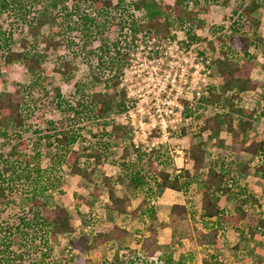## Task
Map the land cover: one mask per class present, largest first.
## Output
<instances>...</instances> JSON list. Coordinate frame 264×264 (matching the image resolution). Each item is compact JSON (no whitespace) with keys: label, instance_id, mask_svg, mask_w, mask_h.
I'll return each mask as SVG.
<instances>
[{"label":"rangeland","instance_id":"rangeland-1","mask_svg":"<svg viewBox=\"0 0 264 264\" xmlns=\"http://www.w3.org/2000/svg\"><path fill=\"white\" fill-rule=\"evenodd\" d=\"M22 1L23 6L11 7L6 10L0 9V26L12 38V49L16 51L24 49L35 51L34 49H36L40 53L46 52L47 56L41 57L40 60L44 70L36 69L34 72L26 74V67L20 60L9 64L5 62V51L0 46V91L10 92L15 88H20L26 95L27 102L33 106L32 114L22 129L18 130L11 123L8 127L0 126V165L19 138L27 139L30 142V147L26 152L32 156L40 152V157L34 160L33 165L44 170L43 179L49 184L51 183L49 179L54 181L50 174H53L54 167L58 166L55 163L54 155L56 148L45 140L38 144V138L43 133H53L54 129H74L79 132L80 137L78 143L72 147L78 148L79 143H83L90 145V151L93 152L99 151L98 149H101V146H105V144L109 145L104 161L101 164H96L93 168H88L93 173V180H99L105 175H119L124 148L130 152L136 147L132 141L131 129L120 138L115 137L112 133L113 125L117 123V117L120 114L118 108L114 105L105 118H98L95 113L84 110L81 105L77 106L78 115H74V112L68 107L69 104L76 107L78 101L87 103L92 91L100 89L103 85L108 71H105L101 81L96 80L94 76L95 74L102 75L101 70L98 69L99 56H104L105 59L115 58V45L122 47V50L127 53L128 60L122 75L120 74L121 84L117 90L123 89L127 93L131 92L130 96H127L126 102L141 109L151 104L148 101L153 99L154 91L157 90L154 88V84L158 81L157 78H148L155 71L153 67L166 68L167 72L174 74L177 70L180 71L181 64L191 72L193 69L191 61H184L185 58L190 59L191 53L204 57L203 63L209 65L212 70L208 79V87L210 86L220 93L224 82L214 62L221 56L222 41L237 31L251 37L256 34L262 38L261 41L257 40L256 46L250 45V53L256 57V61L259 63L253 76L259 77L263 84L255 92L240 93L239 98L235 99V103L254 110L251 114L243 115L245 118L252 119L254 123L247 140L264 141V115L260 114L261 111H264V66H262L264 63V0H227V2L199 0L198 5L191 6L195 9L200 8L198 26L190 23H186L183 27L176 25V16L171 11L169 28L174 37L169 36L172 38H170V42H166L167 39L163 40L164 37H147L143 32H134L126 23L129 13L134 15L136 21L147 22L155 15H160L163 6H173L177 0H124L125 2L120 7L122 10H111V19L108 24L106 23L107 27H105L104 33L102 32L103 37L98 41L92 39L88 46H84L82 33L72 28L73 21L71 20L77 19L78 14L83 12L94 15L93 7L88 0ZM182 7L184 11L190 9ZM245 10L250 11L253 19L248 16ZM66 13L74 14V16L69 17ZM254 19H258V25L254 23ZM235 26H243V28L236 31ZM46 33L55 39H60L62 44L47 49L46 44L41 42L42 36ZM22 39L28 42L26 47L22 46ZM70 41L73 43L71 44ZM103 41L107 45L106 50L100 48ZM242 58V54L235 57L236 61ZM62 60L71 63L70 70L65 74L55 70L60 66ZM182 84V80H177V85ZM80 85H84L85 88ZM56 87L61 94L59 97ZM138 89L142 90L135 92ZM225 94L230 95L231 92ZM222 99L221 97L220 100ZM119 100L120 98L117 101ZM199 105L201 103H197L196 109L193 111L192 123L186 129L187 134L184 135L182 129L181 131H172L170 134L167 146L163 148L164 151L160 156V166L174 167L176 170L190 167L191 161L187 158L186 153L192 141L206 143V166L215 157L213 146L215 138L211 139L206 133L199 132V128L205 117L217 109ZM236 117L240 116L236 115ZM227 146L228 140L224 147L228 157L231 158V150ZM245 163L251 167L249 171L242 169ZM259 165H264V154L247 153L234 160L232 172L237 183L240 186L248 187L249 191L255 195L252 203H246L247 208L264 211V170L259 169ZM249 173L251 177H248ZM65 180L66 183L60 188L62 191H59V187L54 184L55 191L46 193L43 199L50 206L65 205L73 214L74 222L80 226L84 213L77 212L73 194L77 178L66 175ZM93 187L92 183L89 184L86 191L84 186L80 187V193H85L88 196V208L91 209L93 215L92 221L98 220L96 222H99L98 225L101 228L112 223H120L126 225L128 233L119 240L100 244L84 252L82 256L92 259L89 264L110 262L114 256L127 258L130 264H152L155 258H146L139 249L151 220L145 215L131 218L130 213L124 218L119 217L106 208L108 202L106 191L104 190L100 196H94L92 195ZM197 188V182H194L187 191L170 193L166 189L153 187L152 182L151 188L143 194L157 205L158 218L155 225L159 230L161 243L171 241V228L169 226L162 227L160 223L170 220L172 203L181 200L189 207L192 231L183 240V245L177 248L174 254L175 264H203L202 261L205 257L208 260H213L215 254L221 264H264V233L260 229H255L253 234L251 230L254 228L249 227L242 230L239 226L237 230L231 223L201 220L199 216L200 193ZM9 197L10 205L0 213V264H33L43 254L39 249L48 253L45 258L46 264H75L74 257L77 250L70 251L64 235H58L57 242L40 243L39 233L41 234V230L34 225L32 196L25 193L18 184V189L9 192ZM232 199L231 197L221 199V206L226 212L235 211L236 203L241 202L242 197L238 196L236 200ZM139 201V197L134 199L132 208L136 207ZM99 213L101 216L98 215ZM21 217L29 220L30 224L26 226ZM207 225H217L220 228L219 241L215 247H200L195 242L194 235L197 230L203 231ZM36 230L39 232H35ZM38 264H42L40 260H38Z\"/></svg>","mask_w":264,"mask_h":264},{"label":"trees","instance_id":"trees-1","mask_svg":"<svg viewBox=\"0 0 264 264\" xmlns=\"http://www.w3.org/2000/svg\"><path fill=\"white\" fill-rule=\"evenodd\" d=\"M93 7L94 15L90 13H80L77 19L73 21L72 28L82 33L84 46H88L92 39L100 40L102 32L104 33L106 25L111 19V10H122L124 0H88ZM222 2H227L223 0ZM199 4V0H177L173 6L162 7V13L155 15L147 22L140 23L134 19V15L129 13L128 22L130 28L134 31H140L146 36L156 37H174L169 28V16L171 11L174 12L176 25L183 27L186 23L199 25L198 14L200 8H191L192 5ZM23 6L22 0H0V9L6 10L11 7ZM189 7L187 11L183 7ZM241 7V5H240ZM251 17L250 11L245 10ZM67 16H74V14ZM107 23V24H106ZM256 25L259 24L258 19H254ZM235 30L243 28V26L234 27ZM37 32V31H36ZM35 32V34H36ZM38 33V32H37ZM256 36V37H255ZM254 37L242 34L239 31L234 35L227 36L222 41L221 56L214 62L217 71L223 79V86L220 93L208 87L207 95L201 98V105L207 108L213 107V113L209 114L203 120L199 128V132L206 133L214 141L215 157L211 163L206 166L207 147L203 141H192L187 150V158L192 162L191 167H182L179 171L174 167L160 166L161 150L151 149L144 150L136 148L130 152L126 148L122 153L123 161L121 162V173L116 176L105 175L99 180H93L94 176L89 167L101 164L104 161L108 144L101 146L99 151H90V145L79 143V147L72 145L78 143L79 132L74 129L57 130L53 133H43L38 138L39 144L42 140L56 148L55 163L53 174L50 176L54 179L51 183H46L43 179L44 170L33 165L34 160L40 157V152L36 155H30L26 152L30 147L27 139L19 138L16 143L8 151L3 163L0 165V213L7 208L11 199L9 192L21 189L32 196V207L34 208L35 226L41 230L39 233L40 243L45 241L57 242L58 235H64L68 241L70 251L77 250L74 257L75 264H89L92 259L85 258L82 254L89 251L100 244L112 240H119L126 236L128 229L126 225L120 223H112L105 228L99 227L98 220L92 221V213L89 207L88 196L80 193V187L84 186L85 191L89 184H94L92 195L100 196L105 190L108 197L106 208L114 212L119 217H125L130 213L133 218L138 215H145L151 222L148 224L147 233L140 244V252L146 258L153 259L152 264H175L174 254L177 248L183 245V240L189 236L192 231L190 223L189 207L186 203H173L170 210V220L164 221L162 227L169 226L171 228V241L169 243H161L159 241V230L155 225L158 218V208L156 203L150 201L148 196H143L146 191L153 187L159 189L170 188L172 190L182 192L187 191L192 183L197 182V190L200 193V210L199 216L205 222L220 221L231 223L235 229L246 230L249 227L252 233L255 229H260L264 233V211L255 208H247L248 202H253L255 195L249 191L247 187L240 186L232 172L234 160L241 158L243 152L253 155L264 154L263 140H247L250 129L254 123L253 120L245 118L246 113L251 114L254 110L245 106L237 105L235 99L239 98L242 92L257 89L260 86L258 80L252 78V72L255 67L256 57L250 53V45H257V40H262L255 34ZM41 42H44L46 48L58 47L62 44L60 39H55L48 33L42 36ZM102 42V41H101ZM22 46H27V41L22 39ZM72 44L73 42L70 41ZM12 38L0 26V46L4 49V60L6 63H12L20 60L26 67V74L34 72V70H44L41 65V57L47 56V53H40L34 49H24L22 51L12 49ZM106 44L103 41L101 49L106 50ZM123 48L114 46V57L105 59L99 56L98 69L101 74H95V79L101 81L105 71H108L104 78L103 85L100 89L92 91L89 101L76 102V107L68 105L69 109L78 115L77 106L81 105L84 110H90L96 114L98 118H105L112 107L115 105L118 111L122 112L126 109L125 100L127 93L117 90L121 84L120 74L127 63L128 55ZM203 54V53H202ZM243 55V58L236 61V55ZM264 66V63L262 64ZM63 67V68H61ZM71 68V63L62 60L60 66L56 67L57 72L67 73ZM80 87L85 88L84 85ZM57 88V96H61ZM235 90V91H234ZM85 92V91H82ZM231 92L230 95L225 93ZM221 97L223 98L222 100ZM118 98H120L119 101ZM218 108H217V107ZM32 104L27 102L26 95L20 88H15L10 92L0 91V126L8 127L9 123L18 130L22 129L29 116L32 114ZM264 115V111L260 112ZM236 115L240 117L237 118ZM129 129L128 125L115 123L112 133L115 137H123ZM182 133L187 134L185 127H182ZM18 134V133H17ZM20 136V135H19ZM52 138V140H51ZM228 140L227 148L230 149L232 157L229 158L225 150L224 144ZM86 152V154H84ZM103 156V157H102ZM264 170V165L258 167ZM244 171H249L251 167L245 163L242 166ZM71 175L77 178V184L73 188L74 203L77 212L84 213L82 215V224L77 225L70 210L62 204L50 206L43 197L46 193L55 191L56 184L60 188L66 183L65 176ZM57 180V182H56ZM199 180V181H197ZM122 188V189H121ZM242 197L241 202L236 203L235 211L226 212L220 205L223 197H231L237 199ZM140 201L136 207L132 208V202L136 198ZM232 199V200H233ZM84 209V210H82ZM99 216L100 213L98 214ZM1 216V214H0ZM26 226L30 224L29 220L21 217ZM84 219V222H83ZM252 222V223H251ZM219 226L211 225L205 230H197L195 242L200 247H215L219 241ZM35 232H39L36 230ZM40 257V262L46 264V252ZM70 254V253H69ZM38 260L33 264H38ZM163 262V263H162ZM203 264H221L218 256L213 255V260L203 259ZM93 264H130L127 258L114 256L110 262H95Z\"/></svg>","mask_w":264,"mask_h":264},{"label":"built area","instance_id":"built-area-1","mask_svg":"<svg viewBox=\"0 0 264 264\" xmlns=\"http://www.w3.org/2000/svg\"><path fill=\"white\" fill-rule=\"evenodd\" d=\"M170 38L164 37L163 40L170 42ZM203 59V56L193 53L190 54V59H184L186 62L191 61V72L181 64L180 71L177 70L174 74L167 72L166 68L154 66L155 71L148 78H157L158 81L154 84L157 90L154 91L153 99L148 101L151 104L138 109L125 100L126 109L119 111L117 123L131 127L132 141L136 148L147 151L150 148L162 149V153L172 131H181L182 127L188 129L196 104L208 92V79L212 74L210 66L204 64ZM179 79L182 80V85H177ZM130 94L131 92L127 93V96Z\"/></svg>","mask_w":264,"mask_h":264},{"label":"crops","instance_id":"crops-1","mask_svg":"<svg viewBox=\"0 0 264 264\" xmlns=\"http://www.w3.org/2000/svg\"><path fill=\"white\" fill-rule=\"evenodd\" d=\"M257 66H259V63H257V61H255V67H254V70L257 68ZM254 70H253V72H252V78H254V79H256V80H258L259 81V83H260V86L263 84V82L261 81V79L259 78V77H257L256 75L255 76H253V73H254ZM259 86V87H260ZM258 87V88H259ZM258 88L257 89H252V90H248L247 92L248 93H252V92H255L256 90H258ZM235 91V90H234ZM244 154H247V152H243L242 153V157L244 156ZM190 167L192 166V162H190ZM179 166V165H178ZM177 171H179V170H177ZM248 177H251L250 176V173H249V176ZM245 186H247V185H245ZM248 188V187H247ZM166 189V191H168V192H170V193H179L178 191H175V190H172V189H170V188H165ZM185 203V202H182L181 200H179V201H175V202H173V203ZM172 203V204H173ZM220 205H221V202H220ZM222 207V206H221ZM223 208V207H222Z\"/></svg>","mask_w":264,"mask_h":264}]
</instances>
